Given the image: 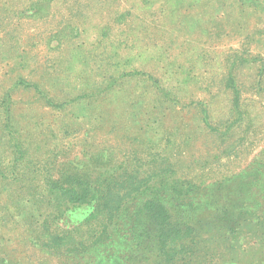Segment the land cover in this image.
<instances>
[{"label": "rangeland", "instance_id": "obj_1", "mask_svg": "<svg viewBox=\"0 0 264 264\" xmlns=\"http://www.w3.org/2000/svg\"><path fill=\"white\" fill-rule=\"evenodd\" d=\"M71 172L202 198L264 184V0H0V264H127L132 209L86 252L43 245L101 218L57 216L50 186Z\"/></svg>", "mask_w": 264, "mask_h": 264}, {"label": "trees", "instance_id": "obj_2", "mask_svg": "<svg viewBox=\"0 0 264 264\" xmlns=\"http://www.w3.org/2000/svg\"><path fill=\"white\" fill-rule=\"evenodd\" d=\"M62 175L63 182L50 186L57 216L94 205L90 217L101 218L81 238L79 228L58 225L43 241L53 252L79 254L101 245L132 209L127 264H264V184L254 183L253 174L219 182L204 198L194 184L164 175L153 183L137 181L133 173L124 179L101 173L96 180L79 172ZM247 255L252 262L246 263Z\"/></svg>", "mask_w": 264, "mask_h": 264}]
</instances>
